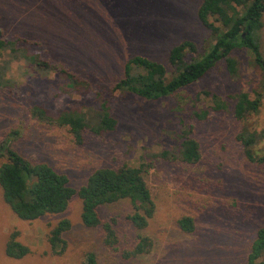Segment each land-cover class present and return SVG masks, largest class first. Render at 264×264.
I'll return each mask as SVG.
<instances>
[{
	"label": "rangeland",
	"instance_id": "obj_1",
	"mask_svg": "<svg viewBox=\"0 0 264 264\" xmlns=\"http://www.w3.org/2000/svg\"><path fill=\"white\" fill-rule=\"evenodd\" d=\"M201 1L0 0L4 37L33 57L10 60L8 52L0 55V70L8 82L0 88V141L19 131L14 146L67 175L74 189L96 168L149 164L146 183L156 205L142 230L153 241L150 252L125 260L119 251L132 248L137 234L126 219L132 211L128 200L98 208L103 222L115 221L118 251H114L103 243L100 228L83 225L76 194L61 213L22 220L4 202L0 187V264H82L89 251L96 254L98 264H246L254 233L264 226V170L244 157L236 140L243 124L233 116L231 96L243 91L252 98L261 94L258 112L245 125L264 131L263 70L251 54L237 50L236 77L221 60L201 79L157 100L114 88L124 63L135 55L163 64L170 76L174 68L168 55L174 45L189 40L197 51L187 58L202 54L213 38L197 15ZM260 46L264 57V26ZM43 60L76 72L89 86L73 87L64 75L46 73L39 65ZM202 90L221 96L227 110L196 118L195 111L210 106ZM102 103L116 126L98 136L87 131L82 145L72 141L67 129L40 124L29 112L36 105L51 115L70 110L91 119ZM188 126L201 154L192 165L174 158L180 133ZM255 149L264 152V138ZM163 151L170 155L159 157ZM4 160L1 157L0 164ZM183 215L194 218L193 232L179 229L177 221ZM61 219L71 226L63 235L65 250L57 253L47 236ZM12 231L29 248L18 259L4 251Z\"/></svg>",
	"mask_w": 264,
	"mask_h": 264
},
{
	"label": "trees",
	"instance_id": "obj_2",
	"mask_svg": "<svg viewBox=\"0 0 264 264\" xmlns=\"http://www.w3.org/2000/svg\"><path fill=\"white\" fill-rule=\"evenodd\" d=\"M201 23L210 31L213 41L207 43L202 54L187 58V54L197 51L194 42L183 40L174 45L168 55V61L174 68L173 74L167 76L163 64L144 56L135 55L123 66L122 77L114 84L115 89L131 92L146 100H157L169 96L201 79L219 61L223 60L231 76L238 75L237 60L233 56L237 50H245L251 54L253 62L264 72V57L261 52L260 37L264 26V0H202L197 12ZM8 52L10 60L22 58L33 60V57L4 37L0 26V55ZM40 69L49 73L58 72L64 75L73 87L88 85L89 82L78 76L76 72L61 68L43 60ZM5 71L0 70V88L7 85ZM264 85V83H263ZM264 89V87H263ZM200 94L210 100L206 110L195 111L194 115L203 120L209 111L215 113L227 110L228 104L216 93L202 90ZM234 99L233 116L242 123L236 134L244 157L264 170V152L255 147L264 138V131H256L245 125L246 119L257 113L261 106V94L252 98L248 92H239L231 96ZM31 118L36 122L67 129L76 145H82L86 132L98 136L113 130L116 119L110 114L105 103L100 105L91 119L83 113L62 110L51 115L42 106L29 109ZM19 131L7 133L0 141V187L4 202L22 220H35L44 215L63 212L72 198L77 195L81 200V221L88 228L102 230L103 243L114 251H118V237L114 220L103 222L98 208L102 205L128 200L132 205L131 213L126 215L133 228L137 231L136 241L132 248L121 249L120 257L130 260L150 252L153 241L142 234L156 209L151 191L146 183L149 164L141 163L131 166L123 163L115 168L99 167L93 170L85 183L78 189L69 184L67 175L53 169L42 160L23 155L14 143ZM180 146L174 158L185 165H192L200 160V146L192 136V128L184 127L180 133ZM163 151L159 157H167ZM179 229L191 233L195 229L194 218L183 215L177 221ZM67 219L59 220L49 231L47 241L57 253L66 248L64 233L69 230ZM18 232L12 231L5 244L6 256L21 258L29 252V248L18 239ZM59 249V250H57ZM82 264H98L93 251L86 253ZM246 264H264V226H258L246 255Z\"/></svg>",
	"mask_w": 264,
	"mask_h": 264
}]
</instances>
